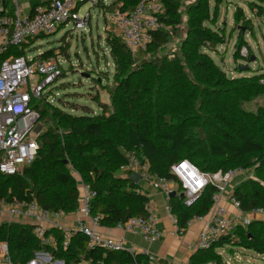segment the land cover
Returning a JSON list of instances; mask_svg holds the SVG:
<instances>
[{"label":"trees","instance_id":"16d2710c","mask_svg":"<svg viewBox=\"0 0 264 264\" xmlns=\"http://www.w3.org/2000/svg\"><path fill=\"white\" fill-rule=\"evenodd\" d=\"M139 1L112 0L107 9L117 6L131 11ZM161 1L164 12L160 21L174 31L180 22L179 0ZM6 8L9 11L7 1ZM186 14L187 35L178 54L156 56L169 40V33L162 28L152 32L151 42L133 55L120 37L107 33L104 40L114 67L113 87L107 91L109 105L95 96L100 105V113H95L87 106L61 100L65 107L81 110L80 114H72L47 101L38 103L41 118L44 115L51 124L39 135V147L30 163L14 175L0 174V198L34 200L48 211L68 214L77 208L80 178L95 192L90 212L98 217L99 225L113 227L130 217L146 216L147 194L118 173L126 163L127 151L146 159L150 173L167 179L171 177L170 164L180 159L206 172L253 167L255 176L237 183L231 196L243 213L264 209V107L255 111L243 107V103L264 95V84L260 82L264 74L226 77L206 53L222 42V30L206 27V21L212 23L208 0H194ZM233 18L250 21L239 7ZM42 36L9 46L4 56L23 55L24 49ZM60 42L58 48L36 56L47 58L58 50L57 54L68 58L64 36ZM214 191L215 187L208 185L189 206L178 195L168 199L179 231H185L191 218L208 212ZM33 228V224L0 223V242L6 243L13 263L27 264L39 251L62 264L147 263L145 255L135 252L89 247L86 237L77 231L63 246V231L54 227L44 234L54 238L55 246L41 245ZM234 233L239 243L218 240L209 248L195 250L188 264H223L217 249L225 244L232 245L230 249L240 246L264 254V220L237 226ZM155 264L166 263L158 259Z\"/></svg>","mask_w":264,"mask_h":264},{"label":"built area","instance_id":"2783aa9c","mask_svg":"<svg viewBox=\"0 0 264 264\" xmlns=\"http://www.w3.org/2000/svg\"><path fill=\"white\" fill-rule=\"evenodd\" d=\"M6 1L10 4L9 11L5 9ZM86 1L104 11V22L113 34L120 37L132 55L151 42L152 32L160 28L169 29V26L160 21L164 12L161 0H140L131 11L120 10L117 6L107 9L110 5L107 0H49L45 5H35L29 15L20 13L17 0H0V11L3 12L0 15V174L19 173L35 157L39 147L38 137L42 130L41 111L36 105L44 101L52 103L51 95L45 88L54 82L63 70V56L57 53L47 58L27 57L25 49L21 56L4 54L9 46H19L29 38L52 34L69 22L73 23L74 28L85 30L89 25L90 15L87 13L80 17L78 11L80 5ZM240 53L245 55V49H241ZM260 82L264 84V76ZM124 154L126 163L119 167V173L125 177L133 172L138 173V182H147L153 189L162 192L167 200L172 191L178 196L183 193V203L189 206L208 185L215 187L208 212L187 222V225L195 221L203 224L197 232L193 252L209 248L218 240L229 239L239 243V237L234 233L237 226H246L252 220H264V209L257 208L243 213L239 202L231 196L235 181L247 173L246 169L206 172L189 160L180 159L170 164L171 177L167 179L150 173L146 159L142 160L127 151ZM77 187L79 196L74 211L77 217L71 228L62 230L63 246L67 244L69 235L77 231L86 237L89 247L111 251L125 250L121 239L98 232V217L90 212V202L95 192L80 178L77 179ZM140 190L144 192L141 187ZM144 209L146 216L130 217L124 222H118L114 227L139 235L145 241L156 242L162 233L156 226L153 205L149 199L144 204ZM165 210L170 221L177 224V216L172 213L168 201ZM63 215L65 214L62 212H52L39 207L34 200L7 201L0 198V223L33 224V233L41 245L55 246L54 238L44 232L47 228L59 227L58 223ZM181 233L177 229L173 235L179 236ZM226 247L227 244L218 249ZM145 256L147 263L134 261L131 264H155L158 261L154 255ZM36 257L44 261L50 259L44 251L36 252ZM0 264H18L11 261L3 241L0 242ZM184 264H188V259Z\"/></svg>","mask_w":264,"mask_h":264},{"label":"rangeland","instance_id":"374dc122","mask_svg":"<svg viewBox=\"0 0 264 264\" xmlns=\"http://www.w3.org/2000/svg\"><path fill=\"white\" fill-rule=\"evenodd\" d=\"M193 1L179 0L180 22L174 31L170 27L166 30L169 40L156 53L157 57L171 52L179 53V47L187 35L186 8ZM107 2L110 3L111 0ZM237 7L241 8L244 18L250 20L249 23L241 19L232 20L233 11ZM103 12L86 1L80 5L78 11L80 17L87 13L90 15L89 25L85 30L76 29L73 23L69 22L56 32L37 38L25 49L27 57H37L36 55L43 51L58 48L61 45V37H65L68 43L64 42L65 46L68 45V58L63 56V74L47 85L45 91L51 95L53 106L72 114H80L81 110L65 107L62 101L87 106L95 113H100V105L95 96H98L101 103L110 102L107 91L113 87L114 67L104 38L107 33L113 32L104 22ZM259 12L260 15H257ZM208 14L212 23L206 21V27L217 32L222 30L219 33L222 42L216 44L213 50H206V53L225 72V76L239 78L264 73V3L256 0H208ZM236 44L239 46L238 50ZM241 49H245V55H241ZM55 53H58V50ZM259 106L264 107V95L243 103L244 109L249 111H255ZM40 124L43 133L51 122L43 115ZM246 170L247 173L238 178V183L255 176L253 167ZM231 246L218 249L217 254H221L223 264H264V254H257L240 246L230 249ZM30 261H33L32 264H62L57 259L44 261L36 257V254Z\"/></svg>","mask_w":264,"mask_h":264},{"label":"crops","instance_id":"0c3cea01","mask_svg":"<svg viewBox=\"0 0 264 264\" xmlns=\"http://www.w3.org/2000/svg\"><path fill=\"white\" fill-rule=\"evenodd\" d=\"M17 1L20 13L22 15H29L31 9L35 5H45L49 0ZM238 181L239 179L235 181V184H237ZM137 184L147 194L148 199L153 205L156 226L162 233L160 239L156 242H148L139 235H133L122 228H117L114 226L107 227L99 225L97 227L98 232L102 235L121 239L124 243L126 251H132L140 255L151 254L158 259H162L166 264H184L189 256L193 253L196 235L203 225L202 222H191L187 225L184 232H182L179 236H174L173 232L178 229V226L177 224H174L170 221L169 215L165 210V204L168 201L167 198L162 192L153 189L149 184H147V182L142 181L138 182ZM76 217L77 214L75 212L65 214L59 220V227L54 228H59L61 230L64 228H71Z\"/></svg>","mask_w":264,"mask_h":264},{"label":"water","instance_id":"95a60500","mask_svg":"<svg viewBox=\"0 0 264 264\" xmlns=\"http://www.w3.org/2000/svg\"><path fill=\"white\" fill-rule=\"evenodd\" d=\"M127 178H128L129 180H131L132 182L137 183L138 180L140 179V175H139L138 173H136V172H133V173H130V175L127 176ZM174 195H175V192L172 191V192L169 193L168 196H169V198H170V197H172V196H174ZM179 196L182 197V196H183V193H180ZM32 263H33V261H29L27 264H32Z\"/></svg>","mask_w":264,"mask_h":264}]
</instances>
